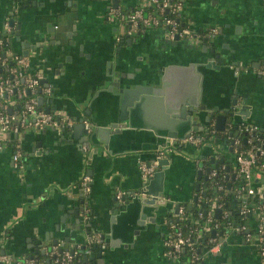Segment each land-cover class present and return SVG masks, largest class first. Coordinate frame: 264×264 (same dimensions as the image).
Instances as JSON below:
<instances>
[{"label":"crops","instance_id":"1","mask_svg":"<svg viewBox=\"0 0 264 264\" xmlns=\"http://www.w3.org/2000/svg\"><path fill=\"white\" fill-rule=\"evenodd\" d=\"M138 1L38 0L35 5L29 0H0V32L5 21L14 18L9 42L12 51L22 55L29 51V70H43L38 91L46 100L40 106L52 105L53 112L76 120L61 129L26 125L19 137L0 134V252L23 261L34 257L49 262L47 251L55 239L64 249L66 244L81 248L90 233L99 232L105 243V262L101 264L190 263L187 257L168 254L167 237L172 224L183 217L181 209L185 212L186 204L193 205L194 196L208 193L207 167L225 160L230 179H235L234 138L219 136L203 145L178 138L163 145L168 139L160 137L154 127L159 126L160 116L167 114L162 113L158 101L164 96L152 92L139 110L146 118L139 120L144 122L142 128L116 136L108 148L97 135L90 147L85 141L82 146L86 134L81 119L96 125L103 124L107 114H119L118 89H111L116 74H147L153 77L149 82L153 90L163 88L177 104L188 96L203 99L219 108L210 121L215 126L219 114L228 115L225 126L230 122L226 109L231 111L237 98L241 103L237 109L243 111L236 120L256 124L260 136L264 135V0H184L182 20L195 34L178 40L168 38L160 26L128 36L119 11ZM210 26L219 32L204 36ZM206 38L209 49L213 41L218 45L223 57L220 67L199 63L218 59L205 50ZM197 124L202 125L201 121ZM188 128L187 123L179 124V135L189 134ZM160 133L167 131L160 129ZM5 138L21 141L24 171L14 166V146ZM160 149L166 154L159 159L168 158L169 162H159L157 171L164 169L165 173L164 182L159 178L157 185L163 182V194L170 200L166 205L144 204L143 195L138 194L147 181L139 162H152ZM214 158L217 162H212ZM86 173L92 178V189L82 195L80 180ZM255 179V185H264V175ZM119 189L133 194L119 200ZM82 199L88 200L91 212L87 219L92 225L86 227L82 222L75 238L67 241L72 226L63 232L56 225L76 203L83 205ZM250 223L254 229L256 217ZM215 235L221 244L214 251L202 246L201 257L194 264H260L256 242H247L240 232L230 231L225 236L222 230L209 233ZM93 255L89 264L101 261Z\"/></svg>","mask_w":264,"mask_h":264},{"label":"built area","instance_id":"2","mask_svg":"<svg viewBox=\"0 0 264 264\" xmlns=\"http://www.w3.org/2000/svg\"><path fill=\"white\" fill-rule=\"evenodd\" d=\"M184 9V0H140L128 11L121 14L122 19L126 23V34L131 36L138 31L144 30L149 26H160L166 31L167 37L170 39L186 38L193 36L195 30L183 22L182 14ZM217 27H211L204 34L197 33L200 36H210L212 33L218 32ZM6 36L0 38V45H3L4 57H0V70L8 60L13 61L11 67L12 78L4 77L0 73V97L11 95L15 92L19 97H24L23 108L20 112L15 110L9 111L8 104L2 105L0 108V134H17L21 136V132L26 125L34 128H44L52 126L57 129L73 125L75 119L71 116L62 115L53 111L48 112L38 102V96L30 95L36 93L43 76V70L38 68L36 71H30V60L27 56L12 51L10 47V35L12 33V25L7 20L4 26ZM118 36V39H121ZM264 73V71H262ZM50 88H48V91ZM86 126L89 121L85 120ZM235 130L238 134H232ZM258 126L254 123L241 122L237 127L232 122H228L224 129H218L214 124H210L205 132H191L182 138L183 142L196 145H203L209 141L216 140L219 136L234 138V159H235V179H230L231 174L228 165L224 161L219 166L213 165L207 173V181L211 180L216 186L218 193H214L211 197L198 196V200L204 199L207 206L201 209L198 217L194 218L195 226L189 232H186L178 225L172 224V231L167 237V252L170 256L183 258V252H188L187 260L189 264L197 263L200 259V248L208 247L209 251H214L220 244L221 240L215 236H209L212 230L219 232L222 230L225 236L230 231L240 232L247 242H256L259 246L261 257L260 264H264V185H255V178L264 175V161H260V155L264 154V135L258 133ZM216 135V136H215ZM246 138V139H245ZM6 139V138H5ZM259 142H254V140ZM9 142V138L6 139ZM174 141L173 138L171 139ZM243 140L250 143L245 147ZM13 141L14 150L12 152V160L14 166L22 171L26 167L23 155V147L21 141ZM3 147L0 144V149ZM166 154L165 149H160L157 159L152 162L140 160L139 167L143 178L148 181L157 171L159 167V158ZM217 158L218 154H214ZM218 160V159H217ZM234 178V177H233ZM92 178L89 174L82 175L80 185L84 194H89L92 189ZM235 183V185H233ZM234 197L230 203L231 208L225 205L223 199L225 194L229 193ZM223 191V192H222ZM133 193L127 190L119 189L116 197L119 200H125ZM229 204V201H228ZM221 208L220 216L215 215V210ZM182 213L184 211L181 209ZM204 216L205 220L200 223V218ZM256 217L257 223L252 229L250 220ZM216 234V233H215ZM218 234V233H217ZM88 243L105 246L103 238L99 232L90 233L88 235ZM80 246H76L74 251L70 248H62L60 243L54 244L47 251L50 261L42 262L34 257L26 260L17 259L10 253L0 252L1 264H75L77 256L80 254ZM83 264H89L84 262Z\"/></svg>","mask_w":264,"mask_h":264},{"label":"water","instance_id":"3","mask_svg":"<svg viewBox=\"0 0 264 264\" xmlns=\"http://www.w3.org/2000/svg\"><path fill=\"white\" fill-rule=\"evenodd\" d=\"M33 1L35 5H37L38 0H29ZM7 21V20H6ZM5 21V22H6ZM11 21V22H10ZM10 24L13 25L14 18H10ZM223 30V29H222ZM219 32V30H218ZM216 32V33H218ZM20 34V31L17 32ZM180 39L177 37L175 40ZM206 40L205 50L212 53V57L217 56L218 59L211 58L208 61H201L199 63H202V65L207 66H214V67H220L222 64V55L218 52V45L213 41L212 46L210 49L208 48V38ZM133 41V39L131 40ZM27 43V48H29L30 44ZM132 43V42H131ZM63 49L66 47L63 46ZM209 49V50H208ZM24 54L27 56L29 54V51H25ZM214 55V56H213ZM70 57V56H68ZM70 59V58H69ZM68 60V59H67ZM62 62H60L59 66L62 67ZM142 72V71H141ZM117 78H115L112 81L111 89L114 91L115 87L118 89V93L120 96V110L119 114L115 115L113 113L107 114L105 118V122L103 124H96L94 125L93 122H90L89 125L86 127V124L84 122V119H81L80 122L85 128V139L81 141V144L85 141L86 147H90L91 141L95 137V135L99 136L102 140V143L106 146V148L109 147V145L112 143L114 139H116V136L123 135L127 132H131L132 130H135L137 128H142L144 126V122L140 123L139 120L143 118L145 121V117H143L141 114V106L144 105L146 102L145 99H148L151 94L149 93H156L159 95L164 96L163 98H160L159 105H161V111H165L167 114L160 116V123L159 126H155L154 129L158 133L160 137L168 139V142H165L163 145H170L171 143V137H174V141H178V138H184L186 134L183 136L179 135L178 132V125L179 124H188L189 126V133L192 131L200 132L204 130L207 126L211 124V119L214 117L215 112L219 109L215 106H212L208 102L204 101L203 99L192 100L190 96L188 98H183L182 102L180 104H177L175 100L170 98L168 95H165L166 91L163 90L161 87H157L160 90H153V85H150L149 82L153 79V77L148 76L147 74H122L118 75L116 74ZM162 85L164 88H166V75H163L162 77ZM46 81V80H44ZM143 81V82H142ZM147 81V82H145ZM47 82V81H46ZM131 83H134L135 85L132 87ZM42 92L41 90L39 91ZM158 92V93H157ZM131 93H134L135 96L130 97ZM45 96L43 94L38 96V102L39 104H43L45 102ZM241 104V103H240ZM238 99L233 100V106L232 110L230 111V108L226 109V112H230V122L234 124L235 127L238 126L240 122L236 120V116L239 115V112H242V108L240 111L237 109L239 107ZM245 106V104L243 105ZM53 109L52 105H47L45 110L48 112H51ZM13 108H10L9 111H13ZM172 114V115H171ZM227 114H219L217 116V123L216 127L218 129H224L225 122L227 121ZM198 121H201L202 125L199 126L197 123ZM160 129H165L167 133H160ZM188 132V131H187ZM232 134H238V131L232 132ZM246 139V138H245ZM83 146V144H82ZM157 159V155L155 154V157L153 158V161ZM222 160H224L222 158ZM160 164L168 163L169 159H159ZM212 162H217V160L214 158ZM210 167H207L206 171L209 173ZM164 173L165 170L162 169L160 171H156L155 174L147 181L145 182L144 188L141 189V192L138 195H143L141 200L144 204H157L159 205H166V203L170 200V196L163 194V182H164ZM202 172L199 171V175ZM205 176V178H207ZM160 179H163V182L161 185H157V181ZM256 180V179H255ZM156 184V186H154ZM197 190L200 189V184H196ZM84 195V193L82 194ZM194 196V200L197 201L198 197ZM205 196V195H204ZM81 202H83V205H80V203H76L75 206L71 209H69L64 215L61 216L60 222L57 223V230L58 231H66V228L69 226H72V229L67 233L66 239L67 241H70V238L74 239L75 235L78 233V229L81 228L82 222L86 224V227H90L92 225V222H88L87 215L91 212L88 208V200L82 199ZM120 202L117 203L119 205ZM179 204H177V207ZM192 207V206H190ZM222 209L217 208L216 214L217 216H220ZM71 215V216H70ZM70 219V220H69ZM93 219L91 216L89 217V220L91 221ZM215 232V230H213ZM59 242L58 238L55 239V244ZM40 246H43V243H40ZM70 248V244L65 245V249ZM72 251H74L75 248H70ZM80 252L84 254V260L85 262L90 261L95 255L97 257L101 258V261L95 260L93 264H101L102 262H105L104 259V251L103 247H101L98 244H92V243H83L80 249ZM1 253H5V251H2ZM79 261H77L76 264H78ZM1 264V262H0ZM91 264V263H90Z\"/></svg>","mask_w":264,"mask_h":264},{"label":"trees","instance_id":"4","mask_svg":"<svg viewBox=\"0 0 264 264\" xmlns=\"http://www.w3.org/2000/svg\"><path fill=\"white\" fill-rule=\"evenodd\" d=\"M6 36V33L3 31V32H0V38H4ZM4 57V51H3V45H0V57ZM13 61L11 59L8 60V63L6 65H3L1 70H0V73L4 76V77H9V78H12V73H11V67L13 66ZM30 95H36V96H39L40 95V92L37 90L36 93H31ZM12 101V102H11ZM23 101H24V97H19L18 96V93L15 92L11 95H6V96H3V97H0V105H4V104H8L9 106H11L15 111L17 112H20L23 108ZM216 136V135H215ZM221 138V137H220ZM254 142H259V140H254ZM8 144L12 145L13 146V141L9 139V142ZM243 144L245 147L249 146L250 143L247 142L246 140H243ZM260 161H264V154H261L260 155ZM222 162H218L216 164V166H219L221 165ZM208 183V193L205 195V198H209L211 197L214 193H218L219 191L216 190V186L214 185V183H212L211 180H208L207 181ZM235 185V183L233 184ZM196 191L197 188L195 189ZM223 192V191H222ZM200 193V192H199ZM234 197H232L231 195V190H229V193L228 194H225L223 199H224V203L227 207L231 208L232 204L233 203H230V201L233 199ZM228 201H229V204H228ZM207 204L205 202L204 199L202 200H197L195 201L193 199V205L192 207H189V205H185V212L183 213V217L178 219V225L180 227H182V229L186 232H189L193 227L195 226L196 224L194 223V218L195 217H198V213L201 209H204L206 208ZM205 220V217L202 216L199 220L200 223H203ZM41 255V254H40ZM188 256V252H183V257H187ZM183 259V258H182ZM78 262V264H83V260H82V254L80 252V254L77 256L76 258V261H75V264Z\"/></svg>","mask_w":264,"mask_h":264},{"label":"flooded vegetation","instance_id":"5","mask_svg":"<svg viewBox=\"0 0 264 264\" xmlns=\"http://www.w3.org/2000/svg\"><path fill=\"white\" fill-rule=\"evenodd\" d=\"M133 6H134V5H133ZM133 6H132V7H133ZM128 10H129V9H123V8H121V12H122V13H125V12L128 11ZM212 27H214V26H212ZM209 28H211V26H210ZM235 131H236V130H235ZM235 131H234V132H235Z\"/></svg>","mask_w":264,"mask_h":264}]
</instances>
